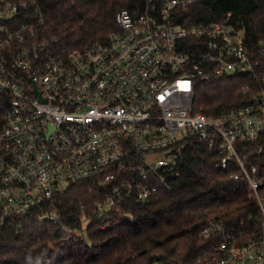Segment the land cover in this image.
<instances>
[{
    "label": "built area",
    "instance_id": "1",
    "mask_svg": "<svg viewBox=\"0 0 264 264\" xmlns=\"http://www.w3.org/2000/svg\"><path fill=\"white\" fill-rule=\"evenodd\" d=\"M197 1L122 9L105 42L71 50L37 38V0H0V223L32 214L59 224L56 199L80 182L101 188L93 213L131 218L130 203L171 188L191 139L218 147L224 169L235 158L264 218V183L237 150L264 135V89L254 104L217 117L194 110L198 78L252 67L231 13L205 26L176 23L177 8ZM199 235L222 240L194 264H264V238L247 239L216 217Z\"/></svg>",
    "mask_w": 264,
    "mask_h": 264
},
{
    "label": "trees",
    "instance_id": "2",
    "mask_svg": "<svg viewBox=\"0 0 264 264\" xmlns=\"http://www.w3.org/2000/svg\"><path fill=\"white\" fill-rule=\"evenodd\" d=\"M44 23L37 38H56L71 50L105 42L117 28L122 9L141 12L147 0H37ZM243 32L252 59L249 71L195 81L193 108L212 117L250 106L264 89V0H198L175 11L183 27L205 26L225 19ZM38 17V16H37ZM31 19L36 17L31 13ZM247 167H256L264 183V135L238 142ZM179 174L171 188L148 202L128 205L131 218L93 213L101 190L80 182L58 196L59 224L36 215L0 223V264H194L219 236L202 238L207 217H216L247 239L264 238V218L235 158L224 169V154L194 139L183 148ZM262 190H264V185ZM87 211L86 223L83 212Z\"/></svg>",
    "mask_w": 264,
    "mask_h": 264
}]
</instances>
